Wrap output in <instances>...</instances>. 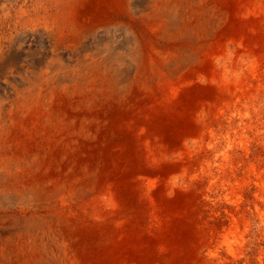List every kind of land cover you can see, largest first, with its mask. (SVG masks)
<instances>
[{
    "label": "bare ground",
    "instance_id": "6f19581e",
    "mask_svg": "<svg viewBox=\"0 0 264 264\" xmlns=\"http://www.w3.org/2000/svg\"><path fill=\"white\" fill-rule=\"evenodd\" d=\"M261 2L65 1L64 50L30 40V69L0 74V231L20 236L0 264H196L188 228L211 191L196 162L232 111L228 75L256 55Z\"/></svg>",
    "mask_w": 264,
    "mask_h": 264
},
{
    "label": "rangeland",
    "instance_id": "374dc122",
    "mask_svg": "<svg viewBox=\"0 0 264 264\" xmlns=\"http://www.w3.org/2000/svg\"><path fill=\"white\" fill-rule=\"evenodd\" d=\"M65 1L0 0V74L4 79L21 78L22 72L30 69L26 60L30 40H35L43 51L49 44H55L57 52L64 50L62 36L69 27ZM261 4L262 13L254 11L253 16L259 23L251 34L252 50H257L256 55H242L238 68L228 75L232 89L225 87L221 105L228 103L232 111L216 123V135L209 138L208 153L199 156L196 162L200 168L201 164L208 163V179L213 182L206 184L211 188L204 193L207 196L197 197L199 201L188 228L196 264H264V0ZM124 27L112 24L107 30L90 31L87 35H81L77 29L75 33L81 35L77 41L85 45V50L98 45L106 34L113 37L123 32ZM220 166L226 183L222 188L217 180ZM2 226L0 263L3 257L7 262L14 258L15 249L20 247L15 238L20 237L16 228L5 226V223ZM35 246L43 251L40 240Z\"/></svg>",
    "mask_w": 264,
    "mask_h": 264
}]
</instances>
